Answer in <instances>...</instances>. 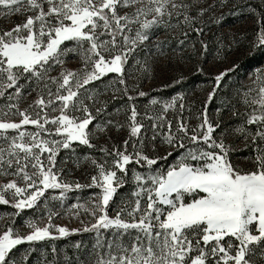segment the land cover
I'll return each mask as SVG.
<instances>
[{"label": "snow or ice", "instance_id": "obj_1", "mask_svg": "<svg viewBox=\"0 0 264 264\" xmlns=\"http://www.w3.org/2000/svg\"><path fill=\"white\" fill-rule=\"evenodd\" d=\"M0 14V264H264V0Z\"/></svg>", "mask_w": 264, "mask_h": 264}, {"label": "rangeland", "instance_id": "obj_2", "mask_svg": "<svg viewBox=\"0 0 264 264\" xmlns=\"http://www.w3.org/2000/svg\"><path fill=\"white\" fill-rule=\"evenodd\" d=\"M0 16H2V14H0ZM12 22V18H8V19H4V18H0V26L4 25V24H10ZM243 22V18H237L236 16L232 15L229 16L227 18V23L225 25V28L227 29L229 26L232 25H239ZM253 55L251 53H249L248 55H241L239 63L241 65V68L238 70V72L236 73V78L242 80V81H246L248 78V75H250L256 68L264 65V57L263 60L261 61H256L254 63H252L251 65L247 66V67H243L244 65H247V61L250 57H252ZM233 59H235V57H233ZM195 73H192V76H194ZM199 83V79L196 78L194 80V82L190 83L188 85V87H192V84H198ZM159 88V87H157Z\"/></svg>", "mask_w": 264, "mask_h": 264}, {"label": "trees", "instance_id": "obj_3", "mask_svg": "<svg viewBox=\"0 0 264 264\" xmlns=\"http://www.w3.org/2000/svg\"><path fill=\"white\" fill-rule=\"evenodd\" d=\"M263 57H264V55H260V54H257V55H255V56H252V57H250L249 59H248V61L246 62L247 63V65H244L243 67H247V66H249V65H251L252 63H254V62H258V61H261V60H263ZM241 68V67H240ZM239 68V69H240ZM238 69V70H239ZM197 77H196V74L194 75V76H191V77H189V79L192 81V82H194V80L196 79ZM199 80L201 79V78H198ZM154 91H161V88L159 87V88H155L154 89ZM163 91L164 92H167L168 90L167 89H163Z\"/></svg>", "mask_w": 264, "mask_h": 264}]
</instances>
